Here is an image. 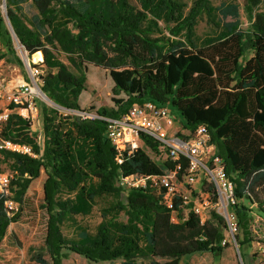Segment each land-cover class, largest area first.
<instances>
[{
	"label": "trees",
	"instance_id": "obj_1",
	"mask_svg": "<svg viewBox=\"0 0 264 264\" xmlns=\"http://www.w3.org/2000/svg\"><path fill=\"white\" fill-rule=\"evenodd\" d=\"M24 1L6 0L11 29L0 13V39L9 48L13 33L29 57L41 53L42 60L32 66L43 68L39 87L55 107L40 109L41 143L31 121L15 113L1 130V139L30 147L32 155L0 151L14 171L11 194H0V244L19 220L22 197L40 180L47 259L41 253L32 255L36 264H62L68 256L65 248L92 262L180 264L184 256L219 255L228 246H221L225 225L214 211L201 222L180 192L170 205L164 203L166 188L159 178L175 162L166 159L159 165L139 147L116 149L107 137L106 121L59 112L82 111L79 97L86 90V64L107 70L112 92L124 95L114 99L113 109L95 115L120 119L133 105L152 102L174 110L184 130L203 126L209 131L235 186L232 212L238 249L249 244L252 213L240 201L255 204L264 217V0L263 9L256 12L262 0H245L247 29L239 28L237 6L222 4L219 14L234 20L225 24L224 35L202 46L196 44L193 29L198 18L210 12V0H192L187 11L182 0H135L137 6L128 0H32L38 10L34 28L15 11ZM57 47L78 75L56 58ZM139 137L159 154L157 140L144 133ZM130 176L146 180L143 186L131 187L123 181ZM202 190L217 201L204 181ZM103 196L117 200L102 210L94 232L75 226L68 240L61 224L89 215ZM7 200L18 203V210L9 209Z\"/></svg>",
	"mask_w": 264,
	"mask_h": 264
},
{
	"label": "rangeland",
	"instance_id": "obj_2",
	"mask_svg": "<svg viewBox=\"0 0 264 264\" xmlns=\"http://www.w3.org/2000/svg\"><path fill=\"white\" fill-rule=\"evenodd\" d=\"M132 5L137 6L135 0H128ZM183 3L187 5L188 10L191 5L192 0H182ZM245 0H210V12L208 14H203L198 18L194 29V39L198 46H202L208 43L210 40L224 35L226 33L225 24L233 21L231 17L222 18L219 14L218 9L222 4H234L238 8V21L239 28L247 29L249 27V19L246 12L244 11ZM8 3L6 0H0V13L5 17L7 11ZM263 9L262 4L257 6L254 11H261ZM16 13L21 17V19L30 27H35V22L38 17V10L34 6L32 0H25L20 4L19 9H15ZM6 20V19H5ZM8 24V22L6 21ZM9 26V24H8ZM10 28V27H9ZM15 38L12 33V39ZM10 48V49H9ZM6 47L4 41L0 39V58H4V67L7 66L8 71H13L12 74H24L25 59L17 53L13 46V42ZM53 53L56 58L62 61L67 68L78 75L79 73L73 68L67 59L66 54L59 48H54ZM41 54V53H40ZM33 56V55H32ZM32 56L29 59L30 64ZM42 57V55H41ZM24 59V60H23ZM85 75H86V90L80 94L79 105L82 111H70L58 108L60 113L65 115H80L86 113L88 115H94L97 110L106 109L110 110L114 108V99L124 98L123 94H114L112 92L113 83L109 77L108 71L97 67L93 64L85 65ZM40 73L43 72V68H39ZM5 71L2 72V78L4 80V85L7 84ZM15 90V88H14ZM55 107L51 105L47 100L37 98L35 105L32 109L23 113L27 119L31 121L32 132L36 135V140L41 143V117L40 109L41 107ZM173 120V125L171 128L167 129V132H184L181 129L180 116L174 111H171ZM186 133V131H185ZM128 138V136L126 137ZM125 148H142L150 156V158L159 165H163L166 160V153L164 150L159 148V154H154L146 146L143 145L141 140L135 139L132 143L125 144ZM0 175H5L9 180L14 175L11 161L4 159L0 155ZM42 183L40 180L35 181L26 191L25 195L21 199V214L19 220L13 223L7 229L6 237L0 244V264H36L32 260V255L41 253L44 258L47 259L43 253V241L45 236L46 228V214L41 208L42 201ZM195 187H199L196 185ZM184 189V188H183ZM9 190V195H10ZM189 195V194H187ZM120 199L124 200V196ZM117 200L113 196H103L96 199L95 206L92 212L87 216H73L72 218L66 219L61 224V230L63 235L68 239H72L75 235V226H81L87 229L89 232H94L96 226L101 221V212L104 208H108ZM11 207L14 211L18 210V203L12 200H7L6 206ZM240 203L248 206L252 213L251 222V238L252 241L249 244L239 246L237 251L234 243H227L226 249L222 251L219 255H213L211 253H195L182 257L180 264H264V217L256 209V205H249L247 200H241ZM259 215V216H258ZM210 219V217H209ZM119 220H125L123 214H119ZM172 221L177 222L175 214H172ZM225 233V232H224ZM240 233L237 237H240ZM261 247V249L259 248ZM64 252L68 254L67 258L63 260L62 264H117L109 262H92L78 254L64 249Z\"/></svg>",
	"mask_w": 264,
	"mask_h": 264
},
{
	"label": "built area",
	"instance_id": "obj_3",
	"mask_svg": "<svg viewBox=\"0 0 264 264\" xmlns=\"http://www.w3.org/2000/svg\"><path fill=\"white\" fill-rule=\"evenodd\" d=\"M12 42L17 53L25 59L24 68L28 78L16 81L15 90L5 91L0 76V134L12 110L26 112L34 107L37 98L44 99L39 87L40 70L37 66H32L37 65L38 62L30 64L23 45L16 38H13ZM11 105H15V108L10 109ZM80 116L106 121L108 123L107 137L119 150L125 149V144L132 143L135 139L140 140L139 134L141 133L157 140L160 143L159 148L166 153V159L175 162L174 168L165 170L159 178L160 184L166 188L164 203L170 205L175 193L180 192L184 196L183 203L192 204L190 209L199 216L201 222L209 220L211 211H214L223 219L225 225V236L221 246L232 242L238 251L235 240L238 224L236 215L232 212L233 205L237 203L235 186L226 174L222 160L217 155L216 147L211 142L210 133L205 127L201 126L194 132H189L184 130L180 124L184 132L169 133L167 129L172 127L175 119L172 117L170 108L157 106L152 102L133 105L120 119L86 113ZM2 150L32 155L30 147L0 138V151ZM184 164L185 169H183ZM145 180L146 178L134 176L123 179L131 187L143 186ZM203 181L213 188L217 198L215 203L212 202L211 194L202 190ZM9 183L8 177L0 175L1 195L9 194ZM196 185L199 187H195ZM8 208L12 209L11 203Z\"/></svg>",
	"mask_w": 264,
	"mask_h": 264
},
{
	"label": "crops",
	"instance_id": "obj_4",
	"mask_svg": "<svg viewBox=\"0 0 264 264\" xmlns=\"http://www.w3.org/2000/svg\"><path fill=\"white\" fill-rule=\"evenodd\" d=\"M40 60H42V57H41ZM39 61H37V62H39ZM4 71L6 72L5 73V76H6V80L8 81L7 84L4 85L5 91L14 90V88H15V82L16 81H18L19 79H27L28 78L26 71H25L24 74H21V73L16 74V75L12 74L13 71L10 72V70L8 71L7 66L4 67V58H0V76H1V78H2V72H4ZM2 80H3V78H2ZM3 83H4V80H3ZM12 113H15V114L20 115L21 117H24L25 118V115H23V113H20L17 109L16 110L15 109L12 110L11 111V114ZM31 130H32V125H31ZM226 249H229V248L227 247ZM226 249L224 248V251Z\"/></svg>",
	"mask_w": 264,
	"mask_h": 264
},
{
	"label": "water",
	"instance_id": "obj_5",
	"mask_svg": "<svg viewBox=\"0 0 264 264\" xmlns=\"http://www.w3.org/2000/svg\"><path fill=\"white\" fill-rule=\"evenodd\" d=\"M5 19H6V21L8 22L9 27H10V29H11V26H10V23H9V20H8V17H7V13H5ZM41 92H42V91H41ZM42 95H43V97H44L45 100L48 99V102H49L51 105L55 106V104H54L49 98H47L46 95H45L43 92H42Z\"/></svg>",
	"mask_w": 264,
	"mask_h": 264
},
{
	"label": "bare ground",
	"instance_id": "obj_6",
	"mask_svg": "<svg viewBox=\"0 0 264 264\" xmlns=\"http://www.w3.org/2000/svg\"><path fill=\"white\" fill-rule=\"evenodd\" d=\"M40 59H41V55H40V53L38 52V53H36V54H34V55L32 56L31 61H32V62H37V61H39ZM47 101H48V99H47Z\"/></svg>",
	"mask_w": 264,
	"mask_h": 264
}]
</instances>
